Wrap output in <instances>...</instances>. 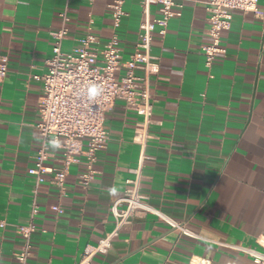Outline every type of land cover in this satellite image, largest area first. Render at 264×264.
I'll list each match as a JSON object with an SVG mask.
<instances>
[{"label": "crops", "instance_id": "1", "mask_svg": "<svg viewBox=\"0 0 264 264\" xmlns=\"http://www.w3.org/2000/svg\"><path fill=\"white\" fill-rule=\"evenodd\" d=\"M115 0H0V61L9 71L0 82V264H18L25 240L18 227L34 222L28 264H79L87 246L111 233L112 204L123 196L138 166L144 131L141 116L118 101L107 113L109 142L94 165L88 190L80 184L86 165L72 166L62 195L46 175H29L41 142L37 124L43 77L53 56L52 33L69 34L63 51L87 34L102 49L117 36L123 59L135 52L144 21L143 0H123L115 27ZM156 6L152 7L155 16ZM259 14L234 11L219 55L207 67L203 48L212 43L207 0H189L171 19L165 36L155 32L152 54L161 71L153 82L154 109L141 192L155 208L188 222L199 238L181 236L152 215L123 227L107 255L92 264H255L230 245L264 251V0ZM47 167L59 169L63 151L48 145ZM38 214L33 217L34 201ZM60 205L63 213L52 211Z\"/></svg>", "mask_w": 264, "mask_h": 264}, {"label": "built area", "instance_id": "2", "mask_svg": "<svg viewBox=\"0 0 264 264\" xmlns=\"http://www.w3.org/2000/svg\"><path fill=\"white\" fill-rule=\"evenodd\" d=\"M189 0H143L141 9L144 21L140 25V38L135 52L128 59H123L120 39L113 36L102 48H97V37L87 34L79 42L80 46L70 53L63 51V43L69 34L66 27L69 21L62 15L64 27L52 33L54 39L53 56L47 61V72L43 77H35L43 82V98L40 103V122L37 124L38 138L41 146L36 157L35 166L29 175L37 184L45 182L46 175H53V181L64 195L67 177L72 166L86 165L80 175V184L89 189L95 177L94 165L99 153L109 142V132L105 119L118 101L124 102L128 110L141 116L144 131L137 137L141 144V158L138 166L130 171L133 175L127 183L129 187L122 197L111 206L115 218V227L111 233L102 238L95 246H87L79 264H92L98 255H107L113 248L114 240L126 225L140 215H152L181 236L199 237L189 228L188 222L178 221L172 216L153 207L148 197L141 192L143 171L147 161L152 158L146 149L150 140L149 129L153 123L154 94L153 82L158 77L161 67L158 57L151 50L155 32L165 36L170 21L181 15L184 4ZM259 0H207L210 28L208 35L212 43L203 48L207 67L212 66L217 57L224 53L221 37L231 26L234 11L259 14ZM123 0H115L109 7L113 13L115 27H119L124 16ZM156 6L155 16L152 7ZM9 71L7 57L0 61V82ZM53 144L63 151L59 169L46 166L50 159L48 145ZM52 211L57 215L63 213L60 205H54ZM36 200L32 216L38 214ZM6 223L0 221V228ZM19 234L25 240L21 252L17 255L18 264H28L32 250V236L37 231L34 222L18 227ZM236 251L249 255L255 264H264V251L242 245H230ZM190 264H213L203 257H195Z\"/></svg>", "mask_w": 264, "mask_h": 264}]
</instances>
